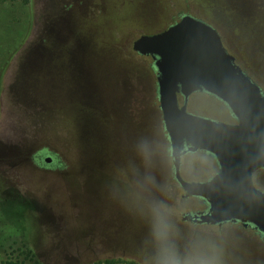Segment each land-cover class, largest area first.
<instances>
[{
	"label": "rangeland",
	"instance_id": "374dc122",
	"mask_svg": "<svg viewBox=\"0 0 264 264\" xmlns=\"http://www.w3.org/2000/svg\"><path fill=\"white\" fill-rule=\"evenodd\" d=\"M180 15L213 27L264 94V0H0V259L26 246L41 264H150L160 205L181 257L198 246L214 264H264L257 231L182 221L206 204L183 197L153 61L132 50ZM188 111L234 124L205 93ZM217 172L203 152L181 159L187 182ZM253 183L264 191V169Z\"/></svg>",
	"mask_w": 264,
	"mask_h": 264
},
{
	"label": "water",
	"instance_id": "95a60500",
	"mask_svg": "<svg viewBox=\"0 0 264 264\" xmlns=\"http://www.w3.org/2000/svg\"><path fill=\"white\" fill-rule=\"evenodd\" d=\"M132 50L153 61L174 178L183 197L207 205V212L184 215L182 221L209 226L240 222L264 235V191L253 183V175L264 169L261 88L235 63L218 32L189 15L160 33L140 36ZM196 93L223 103L235 123L190 113L188 100ZM196 152L209 154L218 165L206 182H187L181 176L182 157Z\"/></svg>",
	"mask_w": 264,
	"mask_h": 264
},
{
	"label": "clouds",
	"instance_id": "9594fccd",
	"mask_svg": "<svg viewBox=\"0 0 264 264\" xmlns=\"http://www.w3.org/2000/svg\"><path fill=\"white\" fill-rule=\"evenodd\" d=\"M152 214V236L156 245V256L150 264H214V261L208 259L198 246L194 247L184 257H181L177 253L174 233L164 218L162 206H154Z\"/></svg>",
	"mask_w": 264,
	"mask_h": 264
},
{
	"label": "trees",
	"instance_id": "16d2710c",
	"mask_svg": "<svg viewBox=\"0 0 264 264\" xmlns=\"http://www.w3.org/2000/svg\"><path fill=\"white\" fill-rule=\"evenodd\" d=\"M7 2H22L26 5L31 3V0H3ZM170 27V26H169ZM160 33V32H159ZM154 69V66H153ZM155 70V69H154ZM157 90V87H156ZM158 96V95H157ZM26 249V251H24ZM24 249L11 250L9 253L7 250L2 253L0 264H41L36 258L34 253L24 246ZM95 264H102L101 262ZM105 264H111L107 261Z\"/></svg>",
	"mask_w": 264,
	"mask_h": 264
},
{
	"label": "flooded vegetation",
	"instance_id": "af4514ba",
	"mask_svg": "<svg viewBox=\"0 0 264 264\" xmlns=\"http://www.w3.org/2000/svg\"><path fill=\"white\" fill-rule=\"evenodd\" d=\"M184 16H186V15H180L179 16V18L177 19V21L175 22V23H177V22H179L181 19H182V17H184ZM174 23V24H175ZM173 25V24H172ZM235 58V57H234ZM235 63H236V60H235ZM180 98H182L181 96H179V100H180ZM182 100H183V98H182ZM189 101V100H188ZM179 103H180V101H179ZM182 104H183V102H182ZM181 105V104H180ZM230 113V112H229ZM234 123H235V120H234ZM205 154H207V153H205ZM207 155H209V154H207ZM40 155H38V157L36 156L35 158L36 159H38V160H36V162L37 163H39L41 166H45V167H49V166H51L52 164V162L54 161L55 162V158H53V157H45V156H40ZM210 156V155H209ZM170 157H171V151H170ZM210 157H212V156H210ZM172 158V157H171ZM172 162H173V160H172ZM40 166V167H41ZM218 166V165H217ZM174 169V168H173ZM201 212H207V205H206V210H204V211H201ZM199 212H196V213H193V214H189V215H191V216H194L195 214H198ZM184 216V215H183ZM183 218V217H182ZM226 224V223H225ZM230 224H234V225H239V226H241V227H243V228H245V229H248V228H251V229H253V230H255L254 228H253V226H251V225H246V226H244V224H242V223H240V222H237V223H230ZM224 225V224H223ZM222 226V225H221ZM221 226H217V227H221ZM255 231H257V230H255ZM258 232V231H257ZM259 233V232H258ZM261 236H264V235H262L261 233H259Z\"/></svg>",
	"mask_w": 264,
	"mask_h": 264
}]
</instances>
